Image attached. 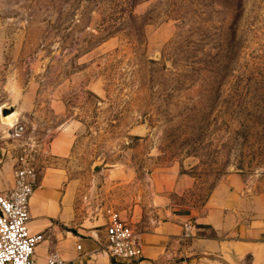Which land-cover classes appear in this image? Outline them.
<instances>
[{"label":"rangeland","instance_id":"1","mask_svg":"<svg viewBox=\"0 0 264 264\" xmlns=\"http://www.w3.org/2000/svg\"><path fill=\"white\" fill-rule=\"evenodd\" d=\"M11 107L31 143L71 137L90 225L109 208L203 213L234 174L264 193V0H0Z\"/></svg>","mask_w":264,"mask_h":264},{"label":"crops","instance_id":"2","mask_svg":"<svg viewBox=\"0 0 264 264\" xmlns=\"http://www.w3.org/2000/svg\"><path fill=\"white\" fill-rule=\"evenodd\" d=\"M3 110L0 192L13 187L20 153L14 149L19 142L4 137L10 123ZM70 138L62 132L38 145L39 177L30 200L29 228L32 233H43L45 240L36 249L35 264H46L52 253L74 264H264V193H254L253 186L237 174L218 184L203 213L169 205L155 208L148 218L138 208L127 217L122 215L141 234L144 254L138 261L112 258L106 248L105 212L100 227L90 225L79 209L77 184L68 178L64 163L71 149ZM192 185L183 175L175 190L180 193Z\"/></svg>","mask_w":264,"mask_h":264},{"label":"built area","instance_id":"3","mask_svg":"<svg viewBox=\"0 0 264 264\" xmlns=\"http://www.w3.org/2000/svg\"><path fill=\"white\" fill-rule=\"evenodd\" d=\"M9 125L4 137L19 142L14 149H19L20 153L16 157L13 187L0 192V264H35L36 249L45 240L43 233H32L29 228L30 200L39 177L36 168L38 145L24 137L26 127L22 122L15 120ZM104 217L109 255L125 261L142 259L144 242L138 230L115 209H106ZM77 249L82 251L81 246ZM46 264L74 263L52 253ZM81 264L89 263L85 261Z\"/></svg>","mask_w":264,"mask_h":264},{"label":"water","instance_id":"4","mask_svg":"<svg viewBox=\"0 0 264 264\" xmlns=\"http://www.w3.org/2000/svg\"><path fill=\"white\" fill-rule=\"evenodd\" d=\"M14 112H15V108H14V107L6 108V109L3 110L2 115H3V117H4L7 121H10V120H12V118H13V114H14ZM8 119H9V120H8ZM98 169H99V166H96V167L94 168L95 171H97ZM100 226H101V225H100V219H97V220L95 221V223H94V227H95V228H98V227H100ZM181 260H183V257H181Z\"/></svg>","mask_w":264,"mask_h":264},{"label":"bare ground","instance_id":"5","mask_svg":"<svg viewBox=\"0 0 264 264\" xmlns=\"http://www.w3.org/2000/svg\"><path fill=\"white\" fill-rule=\"evenodd\" d=\"M14 118H15V117L13 116L12 120H14ZM12 120H10V121H12ZM10 121H8V122H10Z\"/></svg>","mask_w":264,"mask_h":264}]
</instances>
